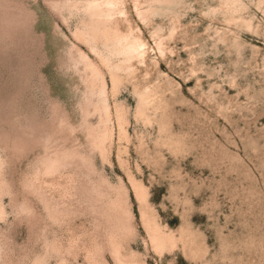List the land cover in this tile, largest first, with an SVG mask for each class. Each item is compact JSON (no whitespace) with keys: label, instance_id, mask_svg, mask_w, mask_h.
Segmentation results:
<instances>
[{"label":"rangeland","instance_id":"1","mask_svg":"<svg viewBox=\"0 0 264 264\" xmlns=\"http://www.w3.org/2000/svg\"><path fill=\"white\" fill-rule=\"evenodd\" d=\"M106 2L0 0V264H264V0Z\"/></svg>","mask_w":264,"mask_h":264},{"label":"bare ground","instance_id":"2","mask_svg":"<svg viewBox=\"0 0 264 264\" xmlns=\"http://www.w3.org/2000/svg\"><path fill=\"white\" fill-rule=\"evenodd\" d=\"M113 1L114 0H107V2H106V4H107V6L108 7H110V8H113ZM118 2V1H117ZM119 3V2H118ZM115 6V5H114ZM116 8V7H115ZM91 13H92V15H94V16H100L101 15V13H103V10H102V8L98 5V6H94V7H92L91 8ZM135 45V44H134ZM133 46V45H132ZM140 54V53H139Z\"/></svg>","mask_w":264,"mask_h":264}]
</instances>
